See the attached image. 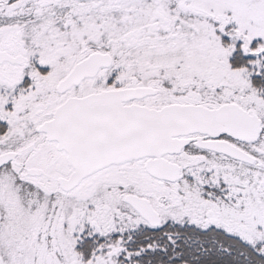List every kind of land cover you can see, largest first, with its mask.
Instances as JSON below:
<instances>
[{"label":"snow or ice","instance_id":"1","mask_svg":"<svg viewBox=\"0 0 264 264\" xmlns=\"http://www.w3.org/2000/svg\"><path fill=\"white\" fill-rule=\"evenodd\" d=\"M0 264H264V0H0Z\"/></svg>","mask_w":264,"mask_h":264}]
</instances>
